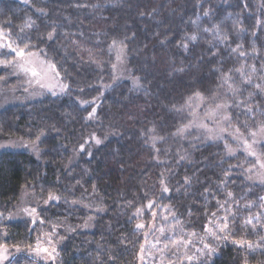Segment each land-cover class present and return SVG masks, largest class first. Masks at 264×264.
Segmentation results:
<instances>
[{
    "label": "trees",
    "instance_id": "16d2710c",
    "mask_svg": "<svg viewBox=\"0 0 264 264\" xmlns=\"http://www.w3.org/2000/svg\"><path fill=\"white\" fill-rule=\"evenodd\" d=\"M214 26L219 35L204 31ZM0 30L15 48L28 45L26 52L52 62L69 85L67 95L0 109V138H41L43 148L41 157L0 153V243L26 247L50 233L59 242L57 264H139L146 237L137 225L149 224L153 212L178 239L228 216V239L210 236L216 251L195 264H264V184L250 179L254 159L230 155L225 142L198 132L180 133L197 93L212 103L228 98L243 131L264 125V91L256 88L264 85V0H0ZM193 34L196 41L187 40ZM113 41L126 49L137 86L114 81ZM237 45L245 56L232 52ZM15 58L0 49V61ZM253 67L261 84L246 82ZM230 76L231 94L224 91ZM95 134L103 141L74 160ZM26 188L41 202L43 223L33 227L9 220ZM50 193L58 199L42 204Z\"/></svg>",
    "mask_w": 264,
    "mask_h": 264
},
{
    "label": "rangeland",
    "instance_id": "374dc122",
    "mask_svg": "<svg viewBox=\"0 0 264 264\" xmlns=\"http://www.w3.org/2000/svg\"><path fill=\"white\" fill-rule=\"evenodd\" d=\"M20 1L29 2L30 0ZM4 33V36H0V44L6 45L11 43L8 34L6 32ZM12 47L15 48L13 45ZM1 48L7 47H0V49ZM111 51L114 54V81L117 82L128 79L132 82V85L137 86L139 80L131 73L128 65L126 49L121 45H114L111 47ZM25 53L26 55L23 59L16 56L13 63L10 64V67L6 64L0 63V69L9 67L8 73L5 76L0 77V109L9 105L38 101L48 95L64 96L69 92V85L63 79L57 67L55 66V69L50 67L51 65H54L52 62L47 60L37 51H25ZM29 53L32 55L29 56ZM118 56L120 59H117ZM42 62L45 71L37 77H33L31 72L24 71L19 67V65L23 64L25 68L35 67L39 71ZM239 70L241 75L246 74L244 68ZM250 72L252 74L248 76H250L251 82L258 81L261 84L262 78L258 75V72L256 70H251ZM230 78L231 76L226 80L228 87L224 91L231 94L235 91V85L230 81ZM260 90L264 91V85ZM219 96L215 103H212L201 94L199 96L196 94L191 97L185 105V108L190 115V119L180 129V133L185 135L194 131L198 132L209 141H223L228 145V147L233 149L232 153L228 152L230 155H236L239 151L245 152L252 159H254L255 162V164L248 169L250 179L264 184V167H261V164H264V132L259 131L260 127L248 132L241 130L231 119L229 111L231 101L228 98H220ZM88 103L89 102L83 104L86 105ZM217 105H228V107L221 108L217 111ZM226 116L229 117L228 120L224 119ZM236 128L240 129L239 133H236ZM222 129H225L226 131L222 132ZM252 132L256 133L255 137L251 135ZM103 139V137L97 134L93 135L89 138L86 144L81 145L83 147H79L74 160H77L80 151L87 147H91L94 144H98L96 141L99 140L101 142ZM245 140H247L248 145L251 146L250 148L245 145ZM0 145L4 146L0 147V153L3 151H23L31 153L36 157H41L43 152L41 138L28 140L19 136L3 137L0 138ZM250 152H255V155H251ZM49 201L50 200H47V202ZM42 204H45V201L42 202ZM40 205L41 202L37 199L35 191L31 188H26L21 194L20 201L15 205L14 209L10 213L9 220L14 221L19 219H28L33 227L40 221ZM32 208H36L37 210L34 214L37 220L35 224H33V217L29 216L24 211V209ZM153 215L154 217L149 224L146 225L142 221L139 223L144 225L143 229L145 230L146 237V241L143 245L144 259H140L139 264H169L170 261L172 262L183 255L185 251H187L188 255L198 257L206 256L207 250L204 246L205 244L210 246L208 242V238L211 236L210 234L201 232L195 234L194 236L189 234L186 239L181 236L178 239L177 237H174L176 230L173 227H164L163 223L157 224L156 212H153ZM88 227L89 226L87 225L86 228ZM208 228L213 229L212 226H208ZM161 229H163V232ZM188 240H191L192 243L185 248V242ZM157 241L159 242L157 243ZM173 241L179 242V251L171 247ZM38 242L39 247L47 248L48 252H40L37 254L34 249L37 248ZM57 242L58 241L54 239V236L50 233H45L40 238H37L34 244L26 247H18L20 249L19 251H17V246L0 243V250H2V248L7 249V252L5 253V255H7V259L0 261V264H57L60 257L58 253L59 242ZM166 244L169 246L168 249L164 248V245ZM153 245H155V247H153ZM53 247L55 248V252H52ZM202 252L204 255H201ZM48 253H52V255L49 256ZM172 258L174 259L171 260ZM194 261L195 260L188 262L187 260H184L183 262L195 264Z\"/></svg>",
    "mask_w": 264,
    "mask_h": 264
},
{
    "label": "snow or ice",
    "instance_id": "6c2138e0",
    "mask_svg": "<svg viewBox=\"0 0 264 264\" xmlns=\"http://www.w3.org/2000/svg\"><path fill=\"white\" fill-rule=\"evenodd\" d=\"M208 14H209L208 12H205V13H204V15H208ZM193 23H195V21H193ZM260 23H261L260 21H257V24H258V25H260ZM33 24H34L33 21H28V22H26L25 27H31V26H33ZM204 31H206V32H207V31H214L215 34H217V35L220 34L219 26H214L213 29H207V28H206V29H204ZM237 31H243V29L237 28ZM4 35H5V33H4L2 30H0V36H4ZM253 35H254V33H253ZM52 37H53V33L50 32V33L48 34V38H49V39H52ZM196 39H197V36H196L195 34H193V35L187 37V40H190V41H196ZM223 40H227V36H223ZM115 43H116V42L113 41V45H115ZM180 46L183 47L185 50H187L188 44H187V42H184V43H182ZM0 47H7V48H9L12 52L15 53L16 56L21 57V58L23 59V58L25 57V55H26V53H25V49L28 47V45H25L24 48H13V47H12V44H11V43H8V44H6V45H4V44H0ZM241 47H242V45H237L236 48L232 49V52H239V55H240V56H245V55H246L245 52H241V51H239V49H240ZM253 51H255V49H253ZM28 55L31 56L32 54L29 53ZM117 59H120V57L118 56ZM0 63L6 64V65H9V64H12L13 61H11V60H3V61H0ZM19 67H20L21 69H23L24 71L31 72V75H32L33 77L40 76V75L45 71V69H44V67H43V62L41 63V68H40L39 71H38L35 67L25 68L23 64L19 65ZM50 67H51L52 69H55V65H51ZM114 67H115V66H114ZM252 70L255 71V67H253ZM227 79H228V78L225 77V80H227ZM246 82L250 83V82H251V78L248 77L247 80H246ZM256 88H257V89H261V85L257 84V85H256ZM199 95H200V94L197 93V96H199ZM249 96L251 97V96H252V93H249ZM83 103H87V102H83ZM238 103H240V104H244L245 102H244V101H239ZM226 107H228V105H217V106H216V110L218 111L219 109H221V108H226ZM245 107H246V112H247V113H251V112L253 111V108H252L250 105H245ZM94 113H95V109H93V112H92V113H89V118H91V117L94 115ZM224 119H225V120H228L229 117L226 116V117H224ZM221 131L223 132V131H226V130H225V129H222ZM235 131H236V133H239L240 129H239V128H236ZM259 131H260V132H264V125H261ZM251 135H252L253 137H255V136H256V133H255V132H252ZM221 138H222V137H221ZM96 143H100V141L97 140ZM244 143H245V145L248 146L249 148L251 147L250 145H248L247 140H245ZM0 147H4V146H3V145H0ZM81 147H83V146H81ZM226 148H228V152H229V153H232V152H233V149H231L230 147H228L227 144H226ZM250 154H251V155H255V152H250ZM261 167H264V164H261ZM161 183L163 184V181H161ZM185 183H189L188 178H185ZM163 191L167 192V191H168L167 187H165V188L163 189ZM228 195L231 196L232 194L229 193ZM52 199H58V197H56V196H54L53 194L50 193V194H49V200H52ZM45 203H47V201H45ZM218 203H219V202H218ZM153 204H154V202H153V201H150L148 207L151 208V207L153 206ZM223 207H224V205L221 204V208H223ZM24 211H25L29 216H32V217H33V224H35V223L37 222V220H36V218H35V215H34V214L36 213V211H37L36 208H32V209H24ZM137 212L139 213L140 210L138 209ZM212 215L215 216L216 214L213 213ZM217 219L219 220V219H221V218L217 217ZM222 219H223V221H224L222 225H221V224H215L212 220H209V223H210V224H213V229H214V230L208 228L207 226H205V232L208 233V234H210L211 236H213L217 241H223V240H226V239H228V235H229V225H228V222H227V221H228V216H225V217H223ZM40 223H43V221L41 220ZM251 223H252V220H251V219L247 221V224H251ZM143 227H144L143 224H138V225H137V228H143ZM252 227H253V229H255V225H252ZM161 231L163 232V229H161ZM191 235L194 236L195 233H192ZM158 242H159V241H157V243H158ZM178 243H179V242H177V241H173L171 247H172V248H175V249H177V251H179ZM191 243H192L191 240H188L187 242H185V248H187L188 245H190ZM234 243L238 244L240 247H244V245H245V242H244V241H234ZM153 247H155V245H153ZM204 247H205V249L207 250L206 254H207V256H208L209 258H210V257L214 254V252L216 251L214 248H211V247H210L209 245H207V244H205ZM247 247H248V248H252L253 245H252L250 242H247ZM164 248H165V249H168L169 246L166 244V245H164ZM19 250H20V249L17 247V251H19ZM34 251H35L37 254H39L40 252H48V249H47V248H41V247H39V242H38V246H37L36 249H34ZM6 252H7V249H6V248H2V250H0V261H3V260H5V259H7V255H5ZM52 252H55V248H54V247H53V249H52ZM143 253H144V246L141 245V253H140V259H141V260L144 259V255H143ZM48 255L51 256L52 253H48ZM201 255H204V253L202 252ZM199 259H200V257H198V256L188 255L187 251H185V252L183 253V255H181V256L179 257L180 264H183V261H184V260H187L188 262H191V261H193V260H199ZM169 264H173V262L170 261Z\"/></svg>",
    "mask_w": 264,
    "mask_h": 264
}]
</instances>
